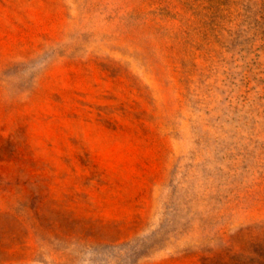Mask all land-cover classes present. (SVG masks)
Segmentation results:
<instances>
[{
  "label": "rangeland",
  "instance_id": "1",
  "mask_svg": "<svg viewBox=\"0 0 264 264\" xmlns=\"http://www.w3.org/2000/svg\"><path fill=\"white\" fill-rule=\"evenodd\" d=\"M0 264H264V0H0Z\"/></svg>",
  "mask_w": 264,
  "mask_h": 264
}]
</instances>
